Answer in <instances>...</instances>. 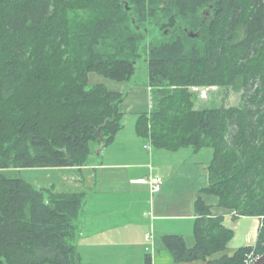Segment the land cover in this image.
<instances>
[{"label": "trees", "instance_id": "16d2710c", "mask_svg": "<svg viewBox=\"0 0 264 264\" xmlns=\"http://www.w3.org/2000/svg\"><path fill=\"white\" fill-rule=\"evenodd\" d=\"M141 57L153 104L138 136L156 149L210 148L203 193L234 218L264 216V0H0V264H87L86 194L2 170L87 165L115 141L128 95L91 86V75L130 81ZM214 86L242 93L241 104L197 109L192 88ZM195 207L194 246L163 237L175 261L244 264L253 248L264 252V225L255 247L229 253L234 229L203 197Z\"/></svg>", "mask_w": 264, "mask_h": 264}, {"label": "crops", "instance_id": "0c3cea01", "mask_svg": "<svg viewBox=\"0 0 264 264\" xmlns=\"http://www.w3.org/2000/svg\"><path fill=\"white\" fill-rule=\"evenodd\" d=\"M108 81L114 91L129 88L127 81ZM130 87L131 94L129 91L121 105L122 129L112 144L93 153L87 165L39 167L34 168L39 172L36 176L21 177L40 188L86 194L78 248L87 264H149V255L150 264H207L203 260L175 261L163 237L181 235L189 247L194 246L195 205L200 197L211 205L213 215L224 216L225 224L228 217L234 219L233 213L218 206L215 196L203 193L209 184L212 151L146 149L147 141L138 136L136 123L139 114L150 111V102L140 85ZM145 88L148 94L152 92L149 84ZM153 175L163 177L159 192H153L148 182ZM257 218L254 239L249 237L247 245L257 242Z\"/></svg>", "mask_w": 264, "mask_h": 264}, {"label": "rangeland", "instance_id": "374dc122", "mask_svg": "<svg viewBox=\"0 0 264 264\" xmlns=\"http://www.w3.org/2000/svg\"><path fill=\"white\" fill-rule=\"evenodd\" d=\"M152 30L153 37L155 39H160L163 37V33L159 28H154L153 25L149 26ZM189 33L190 32H197L194 30H187ZM149 34V33H148ZM184 35V32L178 31H171L169 33L164 34L167 38H173L175 35ZM151 35V34H149ZM149 35H147V39L149 40ZM97 79V80H95ZM97 82H104L107 83L109 82L108 79L103 78L102 76L92 74L91 75V83L92 84L97 83ZM127 85H129V88L127 89L128 95L129 91L131 94V85H140L141 89L145 91L146 95V101H149V105L153 104V99L151 96V91L148 94L147 89L145 88L147 84H149V67H148V62L145 57H141L138 60V63L136 65V71L133 74L132 78ZM131 84V85H130ZM192 90L195 92L194 94V100L196 101V108L197 109H205V108H214V107H220L222 105H234V106H239L241 104V98H242V93H236L234 90H230L229 88L226 87H193ZM148 103V102H147ZM209 151L211 152L212 150L209 148L204 149V151ZM213 156H211L212 159ZM100 158V156H99ZM34 168H39V167H33V168H10L9 170H2L3 173L8 175L9 177H21V176H36V174H39L38 170ZM48 168V167H44ZM42 173V172H41ZM158 176V175H155ZM22 178V177H21ZM32 181V180H31ZM37 187V186H36ZM40 188V187H37ZM46 188V187H45ZM55 190V187H52ZM60 191V190H58ZM71 192V191H67ZM257 217L255 216H246V217H241V218H227L226 224L227 226H232L235 231V236L231 240V242L228 245V250H233L234 248H238L241 246H245L249 243V237H253L254 239V233H255V228L257 226L256 222ZM264 219V216L261 217V220ZM237 225V227H236ZM264 225V224H263ZM262 225V226H263ZM80 249V248H79ZM253 250L256 252V254L261 255L263 253H259L257 251V248H253ZM252 251L248 252L250 254ZM153 254V252H151ZM82 259V258H81ZM83 261V260H82Z\"/></svg>", "mask_w": 264, "mask_h": 264}, {"label": "built area", "instance_id": "2783aa9c", "mask_svg": "<svg viewBox=\"0 0 264 264\" xmlns=\"http://www.w3.org/2000/svg\"><path fill=\"white\" fill-rule=\"evenodd\" d=\"M145 147L147 149L151 150L152 149L151 141L147 142ZM148 181H149V184L151 186V190L153 192H159L163 187V177L160 175H158V176L153 175L148 179ZM259 257H260V255L256 254V252L254 250H252V252L250 254L246 255L244 264H254V262Z\"/></svg>", "mask_w": 264, "mask_h": 264}, {"label": "water", "instance_id": "95a60500", "mask_svg": "<svg viewBox=\"0 0 264 264\" xmlns=\"http://www.w3.org/2000/svg\"><path fill=\"white\" fill-rule=\"evenodd\" d=\"M126 8L129 9V4L128 2H126ZM187 31V29H186ZM188 32V31H187ZM189 36L192 38H196L199 37L200 33L199 32H188ZM99 135H100V141L103 142L104 141V137L101 134V129H99ZM99 153V151H98ZM254 264H264V252L263 254H261V256L259 258H257V260L254 262Z\"/></svg>", "mask_w": 264, "mask_h": 264}]
</instances>
